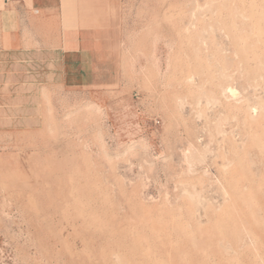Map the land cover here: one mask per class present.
Listing matches in <instances>:
<instances>
[{
  "label": "rangeland",
  "instance_id": "obj_1",
  "mask_svg": "<svg viewBox=\"0 0 264 264\" xmlns=\"http://www.w3.org/2000/svg\"><path fill=\"white\" fill-rule=\"evenodd\" d=\"M110 1L90 86L0 0V264H264V0Z\"/></svg>",
  "mask_w": 264,
  "mask_h": 264
},
{
  "label": "crops",
  "instance_id": "obj_2",
  "mask_svg": "<svg viewBox=\"0 0 264 264\" xmlns=\"http://www.w3.org/2000/svg\"><path fill=\"white\" fill-rule=\"evenodd\" d=\"M30 1L33 7L40 9L41 18L58 14L61 19L58 44L62 49L60 62L63 82L90 86L104 82L111 73L112 63L109 58L110 34L107 31L113 30L117 19L111 1Z\"/></svg>",
  "mask_w": 264,
  "mask_h": 264
}]
</instances>
